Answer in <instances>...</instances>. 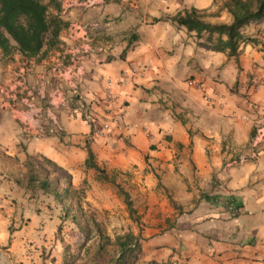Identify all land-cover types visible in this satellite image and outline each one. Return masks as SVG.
<instances>
[{"label": "crops", "instance_id": "1", "mask_svg": "<svg viewBox=\"0 0 264 264\" xmlns=\"http://www.w3.org/2000/svg\"><path fill=\"white\" fill-rule=\"evenodd\" d=\"M221 1H42L65 23L60 74L68 78L70 61L83 57L86 76L78 84L86 113L71 117L55 97L60 134L32 135L2 106L4 96H30L54 57L37 65L0 49V264H65L83 254L54 196L32 194L11 175L42 156L72 176L73 190H108L119 203L87 167L89 151L133 197L140 217L123 234L139 237L142 262L264 264V19L245 28L235 56L168 20L196 9L207 23L230 24ZM86 201L100 206L89 193Z\"/></svg>", "mask_w": 264, "mask_h": 264}, {"label": "trees", "instance_id": "2", "mask_svg": "<svg viewBox=\"0 0 264 264\" xmlns=\"http://www.w3.org/2000/svg\"><path fill=\"white\" fill-rule=\"evenodd\" d=\"M220 11H226L231 15L230 24L207 23L203 20L205 14L196 9L185 10L168 20L179 27L187 28L190 33H196L198 39L207 33L208 43H211L213 51H228L231 56H235L246 40L245 28L264 19V0H222ZM64 26L65 23L59 16L52 18L49 16L48 6L42 0H0V49L6 55L19 52L26 58H36L45 54V47L48 49L57 47ZM214 35L219 36L215 44L212 42ZM94 161V154L89 151L87 167L97 171L100 179L114 183L109 180L105 170ZM11 177L32 194L41 192L54 196L63 206L64 219L71 220L78 228L82 239L78 242L77 250H83V254L79 253L80 256H74L65 264H176L171 261L142 262L139 237L132 232L112 238L94 217L89 218L90 221L87 220L86 225L80 221L79 216H71L70 208L76 205V211L80 212L82 219H86L80 201L76 200L79 192L72 189V176L47 158L29 157L24 169L13 173ZM120 192L125 197L130 215L133 216L135 210L129 194ZM61 230L63 225L60 232Z\"/></svg>", "mask_w": 264, "mask_h": 264}, {"label": "rangeland", "instance_id": "3", "mask_svg": "<svg viewBox=\"0 0 264 264\" xmlns=\"http://www.w3.org/2000/svg\"><path fill=\"white\" fill-rule=\"evenodd\" d=\"M44 1V0H42ZM49 3V2H48ZM50 5V4H49ZM51 18L55 17V14L53 15L52 12H50L49 15ZM60 38V37H59ZM56 53H60L59 49L57 47L52 49H47V52L45 54H41L38 57L34 58L35 64H40L41 59L44 60L45 57H54L55 62H52L50 64L49 68V75L45 79H41V81H38L35 83L33 88H31V95L27 97L24 96V94H20L19 96L16 95V102L13 105L11 103V98L4 96V102H2V106L7 107L9 111L16 117L17 121L22 125L23 128L28 130L32 135L35 136H46L49 134V131L51 129V133H55V131H58L59 134L62 133L61 127H60V121H59V114L56 111V105L57 102L56 99L62 98L61 104L64 103V106L61 105L62 108L70 109V116L75 117L76 113L78 112V115H83V113H86L88 111V105L85 99V95L82 94L81 88L78 86V93H74L72 90V81L74 80L73 74H69L68 78L65 79L66 76H62L58 70V65H60L62 60H59V58L56 56ZM20 53L17 52V56H19ZM69 70L67 72L69 73L70 70H73L74 64H72V61H70ZM60 69V67H59ZM74 72V70H73ZM72 72V73H73ZM85 75V73H84ZM83 75V82L86 80V76ZM80 84V83H79ZM45 88L44 95H42V90ZM66 94V95H65ZM56 97V99H55ZM7 105V106H6ZM61 110V108H60ZM59 110V111H60ZM2 114V113H1ZM87 115H90V112L87 113ZM55 119L57 124H54L53 120ZM53 130V131H52ZM103 129L101 127H98V129L94 130V135H100V132H102ZM107 175V172H106ZM99 176V175H98ZM107 177L109 180L114 181V183H108L102 179H99V181L106 182L110 185V187L113 189L114 193L117 196V199L119 200L115 202L114 199L109 200V192L108 190H99L95 191H89L86 190L85 187L80 188L78 191L79 193L76 196V200L78 199L80 201L81 207L84 209L86 219L81 218L80 212L76 211V205L71 206L70 214L71 216L77 215L80 218V221L82 223H85L87 225L88 221H90L89 218H95L97 222H99L103 228V230L106 232L107 235L111 236L112 238H115V236L123 234L125 230H130L131 228H136L135 222L139 219V215L137 214V211L135 210V214L133 216L130 215L128 206L126 204L125 197L122 195L120 191H123L127 194V188L122 183L117 184L118 181L121 180V177L118 176L116 179L115 177L110 178V175ZM123 185V186H122ZM89 195L96 200H98L100 206L94 207L92 204H90L86 199ZM130 202L133 205L134 208V202L133 197L129 194ZM109 202H112V207L106 206L109 204ZM69 205V202L67 203ZM60 213L64 214V211L61 212L60 207ZM70 224H65L64 227H67L70 225L71 229L73 231L78 230V228L72 223L71 220H68ZM129 222H133L132 226ZM67 230H69L67 228ZM93 231V229H92ZM126 233V232H125ZM93 235V233H92ZM94 236V235H93ZM92 245V243H91Z\"/></svg>", "mask_w": 264, "mask_h": 264}, {"label": "built area", "instance_id": "4", "mask_svg": "<svg viewBox=\"0 0 264 264\" xmlns=\"http://www.w3.org/2000/svg\"><path fill=\"white\" fill-rule=\"evenodd\" d=\"M83 61V57H79V58H75L74 60H72V64H74V72L73 70H71V76H73L74 80L72 81V91L76 94L78 93V84L81 83V80H82V77L84 75V73H80V70H79V64ZM73 72V73H72ZM17 98H11V103L14 105L15 102H16ZM85 100V99H83ZM76 115H78V112L76 113ZM90 115H87L86 117H89ZM55 120V119H53ZM57 124L56 120L54 121V124ZM257 130H258V133H259V136H264V124L263 122H261L260 124H258L257 126Z\"/></svg>", "mask_w": 264, "mask_h": 264}]
</instances>
